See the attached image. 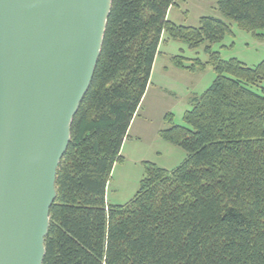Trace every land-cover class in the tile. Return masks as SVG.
<instances>
[{"label": "trees", "instance_id": "1", "mask_svg": "<svg viewBox=\"0 0 264 264\" xmlns=\"http://www.w3.org/2000/svg\"><path fill=\"white\" fill-rule=\"evenodd\" d=\"M179 1L112 0L57 168L42 264H264V59L251 67L210 46L230 32L226 20L264 39V0H217L224 18L203 16L198 26L168 18ZM168 39L208 43L215 78L192 97L184 124L160 133L185 150L181 164L145 162L133 198L109 204L112 168ZM184 59L173 65L190 68Z\"/></svg>", "mask_w": 264, "mask_h": 264}, {"label": "water", "instance_id": "2", "mask_svg": "<svg viewBox=\"0 0 264 264\" xmlns=\"http://www.w3.org/2000/svg\"><path fill=\"white\" fill-rule=\"evenodd\" d=\"M112 0H0V264H42Z\"/></svg>", "mask_w": 264, "mask_h": 264}, {"label": "rangeland", "instance_id": "3", "mask_svg": "<svg viewBox=\"0 0 264 264\" xmlns=\"http://www.w3.org/2000/svg\"><path fill=\"white\" fill-rule=\"evenodd\" d=\"M203 16L224 18L217 8V0H180L168 12L171 21L186 26H198ZM226 21L230 32L210 44L211 53H218L222 60L238 59L251 67L260 63L264 59V39L240 28L235 21ZM257 32L264 33V30ZM207 45L203 42L190 48L179 40L160 42L138 116L122 144V160L114 164L106 186L107 203L125 204L133 198L143 177L145 162L170 170L185 159V150L165 140L160 133L171 124L183 125L192 97L202 94L213 82L216 74L210 54L205 50ZM177 55L184 56V63L190 68L174 66L172 58ZM196 61L202 65L194 64Z\"/></svg>", "mask_w": 264, "mask_h": 264}, {"label": "crops", "instance_id": "4", "mask_svg": "<svg viewBox=\"0 0 264 264\" xmlns=\"http://www.w3.org/2000/svg\"><path fill=\"white\" fill-rule=\"evenodd\" d=\"M139 110H140V108L138 109L137 114L134 116V118H133V120H132V122H131L130 127H129L128 130H130V129L132 128V124H133V122L135 121V119L137 118L138 113H139Z\"/></svg>", "mask_w": 264, "mask_h": 264}]
</instances>
